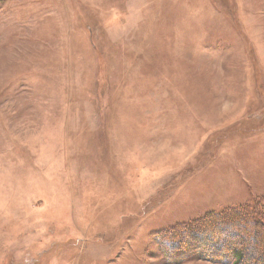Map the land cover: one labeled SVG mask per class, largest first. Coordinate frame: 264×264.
I'll return each mask as SVG.
<instances>
[{"label": "rangeland", "instance_id": "rangeland-1", "mask_svg": "<svg viewBox=\"0 0 264 264\" xmlns=\"http://www.w3.org/2000/svg\"><path fill=\"white\" fill-rule=\"evenodd\" d=\"M262 197L264 0H0V264H168Z\"/></svg>", "mask_w": 264, "mask_h": 264}, {"label": "trees", "instance_id": "trees-1", "mask_svg": "<svg viewBox=\"0 0 264 264\" xmlns=\"http://www.w3.org/2000/svg\"><path fill=\"white\" fill-rule=\"evenodd\" d=\"M153 237L168 264L185 261L190 250L220 264H264V198L209 213Z\"/></svg>", "mask_w": 264, "mask_h": 264}]
</instances>
